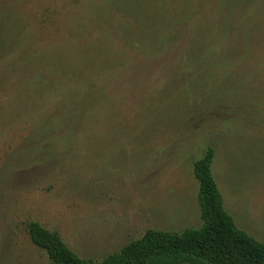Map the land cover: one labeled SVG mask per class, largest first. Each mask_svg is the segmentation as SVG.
Returning a JSON list of instances; mask_svg holds the SVG:
<instances>
[{"label":"rangeland","instance_id":"374dc122","mask_svg":"<svg viewBox=\"0 0 264 264\" xmlns=\"http://www.w3.org/2000/svg\"><path fill=\"white\" fill-rule=\"evenodd\" d=\"M264 241V0H0V264L27 223L101 260L202 220L193 161Z\"/></svg>","mask_w":264,"mask_h":264},{"label":"trees","instance_id":"16d2710c","mask_svg":"<svg viewBox=\"0 0 264 264\" xmlns=\"http://www.w3.org/2000/svg\"><path fill=\"white\" fill-rule=\"evenodd\" d=\"M214 153L207 146L192 165L202 220L198 227L178 232L148 228L99 261L79 257L56 231L37 221L27 223L29 238L50 264H264V241L240 229L224 207L211 169Z\"/></svg>","mask_w":264,"mask_h":264}]
</instances>
